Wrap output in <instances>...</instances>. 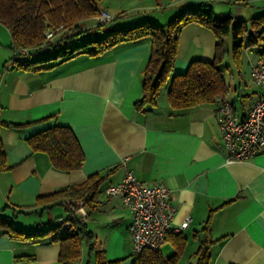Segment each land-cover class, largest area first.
I'll list each match as a JSON object with an SVG mask.
<instances>
[{
    "label": "crops",
    "instance_id": "0c3cea01",
    "mask_svg": "<svg viewBox=\"0 0 264 264\" xmlns=\"http://www.w3.org/2000/svg\"><path fill=\"white\" fill-rule=\"evenodd\" d=\"M200 3L209 5L217 20L227 15L249 20L264 11V0H102L99 7L113 18L88 37L145 19L163 25L186 5ZM94 26L93 18L83 19L77 29H62L54 40L72 45L85 34L70 36ZM0 38L6 39H0V50L7 51L0 56V145L8 165L0 168V214L27 231L51 229L36 241L0 233V264H61V239L71 233L65 221L70 204L46 196L93 174L101 177L97 192L82 198L85 213L77 216L92 232V246L90 250L83 242L80 256L71 264H132L130 211L120 197L104 193L126 170L168 188L174 225L190 218L180 231L186 243L178 264L195 263L194 253L205 233L213 241L210 264H264V146L251 159L226 161L217 120L220 97L232 104L237 116L248 113L259 91L250 65L264 58V43L245 47L244 39L239 64L226 52L224 61L233 63L220 65L227 90L213 102L173 109L166 83L154 105L138 109L134 104L142 94L140 72L150 51L147 37L98 54L51 59L43 64L53 66L36 70L18 64L28 56L10 48L11 35L2 23ZM224 42L230 44L227 37ZM215 43L208 27L186 24L178 38L174 73L184 72L191 60H212ZM54 125L72 129L84 154L80 168L58 169L45 152L29 145L30 136ZM167 242L172 249L163 254L160 248L163 257L174 251Z\"/></svg>",
    "mask_w": 264,
    "mask_h": 264
},
{
    "label": "trees",
    "instance_id": "16d2710c",
    "mask_svg": "<svg viewBox=\"0 0 264 264\" xmlns=\"http://www.w3.org/2000/svg\"><path fill=\"white\" fill-rule=\"evenodd\" d=\"M101 1L0 0V23L10 32V48L13 51L24 52L28 56L27 60L18 64L22 68L32 70L47 68L54 64L43 63L51 59L65 60L84 52L98 54L121 42L147 37L150 51L146 65L140 72L142 94L134 105L138 109L154 105L162 87L168 83L167 98L170 107L183 109L213 102L216 95L226 92L227 85L220 65L227 51H230L233 61L239 64L245 38H247L245 47L261 46L264 43V11L249 20L234 19L231 15L217 20L212 8L205 3L186 5L163 25L145 19L133 26L111 28L100 36L85 37L84 35L82 42L73 47L69 43L62 45L61 41L55 42L56 35L50 40L45 37V31L49 29L54 30L59 27H61L59 31L77 29L79 22L86 18H93L98 28L106 25L109 21L95 18L102 9L99 7ZM192 22L204 25L214 33L216 37L214 58L191 60L184 72L174 73L180 31L186 24ZM81 32L82 30L69 38L78 36ZM224 37L229 39V45L224 42ZM43 48L54 52L45 58L31 59L35 56V52ZM1 123L6 126L22 125L13 122ZM27 141L33 150L45 152L54 167L66 172L80 168L84 160L83 151L69 126L48 127L30 136ZM7 167L5 152L0 145V168ZM100 179L99 175L93 174L83 183L62 187L46 198L58 197L70 202L76 199H88L89 194L97 192ZM68 209L69 214L65 221L69 223L71 233L61 239L59 253L61 264H71L73 259L79 257L83 242L90 250L92 246V232L87 229L84 220L73 215L71 205ZM48 229L27 231L17 227L6 215L0 214V233H5L11 238L36 241L47 236L51 231L50 228ZM167 241H171L174 246V251L167 257H163L160 249H143L139 254L133 255L132 264H178L186 239L180 232L174 234L170 232ZM212 242L208 233H205L194 253L196 258L194 264H210L209 247Z\"/></svg>",
    "mask_w": 264,
    "mask_h": 264
},
{
    "label": "built area",
    "instance_id": "2783aa9c",
    "mask_svg": "<svg viewBox=\"0 0 264 264\" xmlns=\"http://www.w3.org/2000/svg\"><path fill=\"white\" fill-rule=\"evenodd\" d=\"M95 18L110 21L113 16L102 8ZM60 28L46 30L45 37L52 39ZM250 75L259 91L245 116H237L230 102L218 98L217 120L226 161L251 159L264 146V58H259L250 65ZM104 193L120 197L130 211L128 230L131 233L133 255L139 254L143 249H160L166 243L168 233L180 232L189 224V217L178 225L172 223L174 209L168 201V188L162 182L141 180L131 170H126L118 182L107 185ZM68 202L73 215L84 216V200Z\"/></svg>",
    "mask_w": 264,
    "mask_h": 264
},
{
    "label": "rangeland",
    "instance_id": "374dc122",
    "mask_svg": "<svg viewBox=\"0 0 264 264\" xmlns=\"http://www.w3.org/2000/svg\"><path fill=\"white\" fill-rule=\"evenodd\" d=\"M251 5H257V4H251ZM99 30V28L98 27H96V26H94L93 28H91V30L90 29H87V30H84V31H82L81 33H80V35H82V34H85V37L87 36V35H90V34H92V33H96L97 31ZM91 31H93L92 33H90ZM96 35V34H95ZM93 37H96V36H93ZM1 39V38H0ZM3 42L4 41H6V39H4V38H2L1 39ZM82 41L81 40H76V41H74L73 42V44H72V47L73 46H75V45H79L80 43H81ZM245 42H247V38H245ZM49 50V51H48ZM56 51V50H55ZM6 52L7 51H5V49H1L0 50V56H3V55H6ZM54 52V50L53 51H50V49H40V50H38L37 52H35L34 54L36 55V54H39V55H47V53H53ZM228 62H230V63H228ZM1 65L3 64V61H1V63H0ZM224 64H230L231 66H233V63H232V61H231V59L228 61V59L226 58L225 59V61H224ZM233 68H235V67H233ZM236 70V69H235ZM168 248L169 249H172V247H171V245H170V243H165V245L163 244L162 246H161V252L163 253V254H167V251H168Z\"/></svg>",
    "mask_w": 264,
    "mask_h": 264
}]
</instances>
